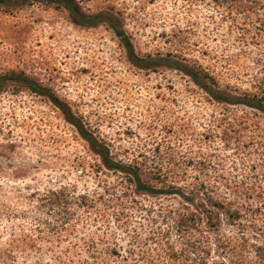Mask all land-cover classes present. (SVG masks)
Masks as SVG:
<instances>
[{
	"label": "rangeland",
	"instance_id": "rangeland-1",
	"mask_svg": "<svg viewBox=\"0 0 264 264\" xmlns=\"http://www.w3.org/2000/svg\"><path fill=\"white\" fill-rule=\"evenodd\" d=\"M8 2L0 74L53 95L145 185L207 192L244 210L245 239L224 228L227 264H264L255 255L264 248V113L217 102L163 63L136 67L103 22L83 25L49 2ZM76 3L112 14L139 57L179 61L232 96L264 94V0ZM182 202L105 168L45 95L0 87V264H218L197 231L170 228L163 213Z\"/></svg>",
	"mask_w": 264,
	"mask_h": 264
},
{
	"label": "trees",
	"instance_id": "trees-1",
	"mask_svg": "<svg viewBox=\"0 0 264 264\" xmlns=\"http://www.w3.org/2000/svg\"><path fill=\"white\" fill-rule=\"evenodd\" d=\"M35 1L49 2L62 6L69 14L72 15L76 21L83 25H94L102 22L105 23L116 35L119 43L125 50L127 59L138 68L146 67L147 65L157 66L163 63L166 67L176 69L188 76L193 83L199 86V88H201L217 102H223L231 105H243L264 113V94L257 97L232 96L227 92L219 90L218 88L210 85L207 81L212 82V79L207 74L198 72L194 68L182 64L179 61L173 60L171 58L156 61L139 57L135 53L131 43L126 37L125 32L120 28L117 19L109 12L100 11L87 15L81 11L80 7L76 3V0ZM245 2H247V5H249L256 2V0H245ZM2 3L9 2L8 0H0V4ZM9 82L22 83L26 85L27 88L32 92L45 95L48 99H50V101L61 110L65 119L77 129L80 136L88 143L90 150L100 158L101 163L105 168L131 174V176L134 177L135 185L139 190L153 194H177L179 198L183 200L181 206L176 209H168L165 211V213H163L170 221V228H173L176 232L181 234H184L185 232L190 233L192 230L197 231L202 238H206L208 251L209 247H212L209 245H213L219 252L218 257L220 256L219 258L221 262L218 264H227V260H229L228 253L231 254V248H228L229 246L226 244L228 237L226 234L227 230L224 228L232 230L234 227L232 232L233 235L231 238H229V240L245 239L244 237L248 226L245 222L246 214L244 210L238 207H233L230 203L226 202L224 198L220 199L218 197L212 196L211 194H207V192L203 193L199 192L198 190L195 192L191 190L188 192H183L178 188H168L161 190L145 185L141 181L139 174L132 168L123 166L118 162H114L109 156L107 147L99 143L92 135L86 132L81 126L80 122L73 117L69 108L58 102L53 95H51L49 92H45L43 88H40L35 82L29 80L21 74H0V87ZM188 246H186L187 249H192L193 251L198 249H196L197 246ZM203 248H201L199 251L204 253L206 252L205 254H207V251H204ZM255 248V255L257 257L264 255V248L260 246H256ZM200 264L207 263L201 262Z\"/></svg>",
	"mask_w": 264,
	"mask_h": 264
}]
</instances>
